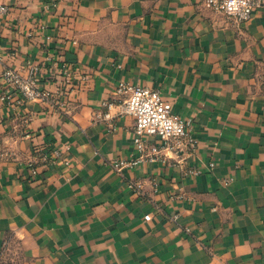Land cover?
<instances>
[{
    "label": "crops",
    "instance_id": "obj_1",
    "mask_svg": "<svg viewBox=\"0 0 264 264\" xmlns=\"http://www.w3.org/2000/svg\"><path fill=\"white\" fill-rule=\"evenodd\" d=\"M262 1L235 23L204 0H0V75L35 65L52 92L0 100V264H264ZM120 82L194 147L139 153Z\"/></svg>",
    "mask_w": 264,
    "mask_h": 264
},
{
    "label": "built area",
    "instance_id": "obj_2",
    "mask_svg": "<svg viewBox=\"0 0 264 264\" xmlns=\"http://www.w3.org/2000/svg\"><path fill=\"white\" fill-rule=\"evenodd\" d=\"M262 3V0H204L206 8L223 14L235 23L249 21L254 10ZM7 10V6L0 4V16ZM37 71L38 68L35 65H31L25 75L10 67L5 68L0 75V80L5 87L0 100L9 106H21L36 100L48 101L52 97V92L40 86ZM115 92L123 96L119 113L131 115L134 119L132 140L138 152L145 153L146 158L148 156L149 160H155L161 148L176 151L194 147L195 140L189 131L190 120L174 113L171 102L158 90L120 82ZM105 116L109 117V114ZM151 139L154 143L149 145ZM43 157L49 158L50 162L69 163V160L58 150H52L48 156ZM125 164L124 161L112 163L117 169ZM29 172L32 176L37 174V167L33 162L29 164ZM133 186L130 184V187ZM144 219L149 220L150 215H145Z\"/></svg>",
    "mask_w": 264,
    "mask_h": 264
}]
</instances>
